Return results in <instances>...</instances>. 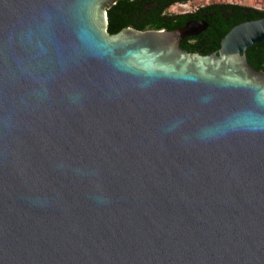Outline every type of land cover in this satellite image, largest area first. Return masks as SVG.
I'll return each mask as SVG.
<instances>
[{"label": "water", "instance_id": "water-1", "mask_svg": "<svg viewBox=\"0 0 264 264\" xmlns=\"http://www.w3.org/2000/svg\"><path fill=\"white\" fill-rule=\"evenodd\" d=\"M117 0H0V264H264V17L126 27Z\"/></svg>", "mask_w": 264, "mask_h": 264}, {"label": "trees", "instance_id": "trees-1", "mask_svg": "<svg viewBox=\"0 0 264 264\" xmlns=\"http://www.w3.org/2000/svg\"><path fill=\"white\" fill-rule=\"evenodd\" d=\"M175 1L188 0H117L106 10V32L112 35L126 27L169 30L190 19L202 20L207 24L206 29L196 36L185 37L180 46L186 51L207 55L217 51L221 38L234 25L264 17V9L235 3H210L190 13L169 15L165 10ZM245 55L250 65L264 72V40L254 44Z\"/></svg>", "mask_w": 264, "mask_h": 264}, {"label": "rangeland", "instance_id": "rangeland-1", "mask_svg": "<svg viewBox=\"0 0 264 264\" xmlns=\"http://www.w3.org/2000/svg\"><path fill=\"white\" fill-rule=\"evenodd\" d=\"M212 2H226L235 3L249 7H257L258 9H264V0H192L182 4H176L169 10L171 13H183L191 12L197 7L210 4Z\"/></svg>", "mask_w": 264, "mask_h": 264}, {"label": "flooded vegetation", "instance_id": "flooded-vegetation-1", "mask_svg": "<svg viewBox=\"0 0 264 264\" xmlns=\"http://www.w3.org/2000/svg\"><path fill=\"white\" fill-rule=\"evenodd\" d=\"M189 1H192V0H188V1H175L174 3H172V4H170L167 8H166V10H165V12L166 13H168L169 15H179V14H185V13H190V12H183V13H171V12H169V10H170V8L172 7V6H174V5H176V4H182V3H186V2H189ZM212 3H226V2H212ZM244 6V5H243ZM200 7V6H199ZM198 8V7H197ZM196 8V9H197ZM253 8H256V9H258L257 7H253ZM195 9V10H196ZM195 10H193V11H195ZM193 11H191V12H193Z\"/></svg>", "mask_w": 264, "mask_h": 264}]
</instances>
